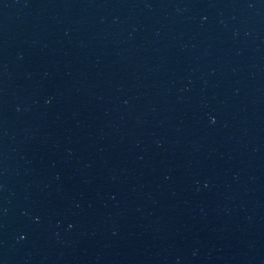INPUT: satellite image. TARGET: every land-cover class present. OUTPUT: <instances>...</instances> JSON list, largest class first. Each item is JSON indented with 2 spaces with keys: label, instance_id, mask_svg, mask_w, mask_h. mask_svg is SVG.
I'll list each match as a JSON object with an SVG mask.
<instances>
[{
  "label": "water",
  "instance_id": "95a60500",
  "mask_svg": "<svg viewBox=\"0 0 264 264\" xmlns=\"http://www.w3.org/2000/svg\"><path fill=\"white\" fill-rule=\"evenodd\" d=\"M0 264H264V0H0Z\"/></svg>",
  "mask_w": 264,
  "mask_h": 264
}]
</instances>
